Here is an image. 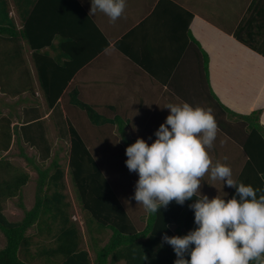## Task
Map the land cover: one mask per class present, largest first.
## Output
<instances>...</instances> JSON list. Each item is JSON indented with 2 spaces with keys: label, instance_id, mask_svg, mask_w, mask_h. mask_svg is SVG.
Instances as JSON below:
<instances>
[{
  "label": "crops",
  "instance_id": "crops-1",
  "mask_svg": "<svg viewBox=\"0 0 264 264\" xmlns=\"http://www.w3.org/2000/svg\"><path fill=\"white\" fill-rule=\"evenodd\" d=\"M235 1L239 6L234 26L227 28L218 12L222 9L220 0H6L16 35L8 32L2 39L6 37V48H12L5 55H15L18 61L16 66H6L16 74L17 90L14 95L9 85L15 78H7L6 91L0 89V122L10 119L18 135L13 133L8 149L2 150L7 139H0V160L12 164L9 159L17 152L11 150L25 148V133L28 138L39 136L41 126L42 130L45 124L49 129L50 123L56 126L54 119L70 117L77 124L84 117L89 131L112 138V145L122 153L119 158L123 156L120 162L115 161L117 164L134 166L137 171L129 153L133 143V150L152 168L150 201L138 176L131 191L125 188V195L120 194L122 201L125 196L131 199L129 208L124 204L137 229L145 226L151 209L175 184L221 206L247 160L242 142L248 129L237 120L235 123L233 116L226 118L209 89L237 113L261 109L259 121L264 126V57L232 35L252 0ZM25 25L28 33L22 37ZM256 39L264 50V31L258 30ZM202 50L208 55L209 85L205 87L213 102L210 111L202 104ZM69 56L89 58L69 81L58 99V108H48L34 58H39L38 65L44 70L45 66L53 69L65 63ZM47 58L58 64L53 66ZM73 90L101 116L99 124L72 103ZM35 121L41 124L26 127ZM204 140L207 145L201 147ZM240 157L242 162H236ZM23 161L22 172L29 175L25 187L31 178L37 179L38 164L32 157ZM117 169L121 170L120 179L126 176L120 166ZM248 220L246 214L240 221L227 224L225 241L229 245L225 253L237 246ZM176 227L170 225L173 236L164 241L179 244ZM215 239H219L218 234ZM205 245H211L208 238ZM256 258L254 264H264V237Z\"/></svg>",
  "mask_w": 264,
  "mask_h": 264
},
{
  "label": "trees",
  "instance_id": "trees-1",
  "mask_svg": "<svg viewBox=\"0 0 264 264\" xmlns=\"http://www.w3.org/2000/svg\"><path fill=\"white\" fill-rule=\"evenodd\" d=\"M258 30L261 33L264 31V0H252L247 15L232 32L239 42L264 57V50L260 48L256 39ZM13 31L14 24L8 16L7 2L0 0V40L5 41L6 37L2 39V36L8 32L16 35ZM27 33L25 25L20 35L27 37ZM30 45L35 46L31 39ZM202 54L208 79V55L204 51ZM3 57L5 59L0 58L1 67L2 63L11 67L18 64L15 55L8 58L4 54ZM88 58L89 56L84 58L69 56L68 60L61 64L47 58L53 66L58 65L53 69L45 66L44 70L38 65L39 58H34L48 108H58V99L76 71ZM5 86V81L3 82L0 77V89L6 91ZM16 90L17 88L12 90L14 95ZM209 93L219 108L230 113L231 119L234 117V122L237 120L241 127L248 129L242 142L247 160L221 206L184 186L175 184L168 196L151 209L145 226L141 230L137 229L126 209L125 200L122 201L125 195L122 189L131 191L134 181L137 180V171L136 176L128 180L120 179V171L117 173L118 178H114L116 174L114 172L111 176L104 173L102 168L105 171L103 162L106 161L101 159L102 164L99 165L100 161L90 152L75 127L66 120L70 139L68 156L70 180L75 186L79 203L89 214L87 224L92 222L96 224V228L89 227L90 233L93 229H96L95 233L109 229L110 237L100 246L99 239L90 234L93 258L90 256V249L82 247L78 225L70 219L64 209L67 205L63 202L65 195L60 192V188L64 187L62 181L64 172L55 160L52 161V166L55 167L52 173L49 172V167L40 169L36 166L38 177L33 206L24 209L21 220H8L3 213V202L9 197L21 194V188L29 175L24 172L7 175L13 166L1 159L0 232L5 238V245L0 248V264H29L19 257V251L22 249L28 253L30 236L26 232L33 225L36 226L38 236L46 234L52 240L51 245L42 248V253L48 256L45 259L48 261L47 264H224L226 261H229V264H254L264 237V126L259 121L261 109L249 114H240L224 106L212 90H209ZM71 100L74 105L86 111L93 123L101 122V116L79 99L77 90H73ZM32 123L41 124L35 121L27 123L26 127L32 128ZM16 128L11 127V120L8 118H3L0 122V139H7V144L2 150L8 149L13 133L18 135ZM42 131L39 136L29 138L25 133V141L31 146L39 147L46 136ZM132 144H129V153L141 173L144 195L150 201L152 168L133 150ZM44 153L46 155L49 153L48 146H45ZM52 187L53 191L43 193ZM19 206L24 208L21 202ZM246 214H249V220L245 230L239 235L237 246L228 254L225 253L224 250L229 245L225 241L228 235L227 224L240 221ZM171 224H177L179 244L176 240L172 244L164 241L165 238L173 236ZM217 234L218 240L215 239ZM207 238L211 242L210 247L205 245Z\"/></svg>",
  "mask_w": 264,
  "mask_h": 264
},
{
  "label": "rangeland",
  "instance_id": "rangeland-1",
  "mask_svg": "<svg viewBox=\"0 0 264 264\" xmlns=\"http://www.w3.org/2000/svg\"><path fill=\"white\" fill-rule=\"evenodd\" d=\"M224 0H220L219 3H222V9L218 10L219 14L223 17V26L227 28H232L234 26L233 22L235 21V15L237 11L238 2L235 0H229L226 5L223 4ZM220 6V5H219ZM233 16V17H232ZM9 51L12 50V48H6V43L3 40H0V58L5 59V57L1 56L2 54H7V50ZM263 50V48H262ZM4 62V61H3ZM8 65H3L2 67L4 68V71H2V67L0 66V73H1V80L5 84L6 82H9L6 80V78L9 79H14L15 81L13 84L9 82V85H12V88H17L16 86V74H14V71L10 70ZM199 79L202 80V85H201V90L203 91L202 93V104L207 107L203 108L204 110L210 111L211 108L210 106L212 105V99L207 96V91H206V85H209L208 79H207V74L206 70L204 68V65L202 66L201 72ZM204 81L206 83H204ZM17 85L19 86V82H17ZM210 90V89H209ZM200 91V90H199ZM81 109V108H80ZM213 113H218L217 110H212ZM82 116V115H81ZM230 113H226V118L230 120ZM55 122L56 126H52L51 123L49 124L51 129H49L48 124H45V129L43 127L42 131V126L41 131L42 133L48 134L47 136L44 137L45 141L40 142L39 147L36 146H31L29 143H26L24 147H15L17 150H11L12 152H17L11 155L9 161L12 162L13 168L11 170H8L9 176H11L14 173L22 172V162L23 160L26 159V157H32L34 161L38 164V167L40 169H44L49 167L50 173L54 172L55 167L52 166V161L55 160L60 168L63 170L64 175H63V183L64 187L60 188V192L65 195V198L63 199V202H65L67 205L64 207V209L67 212V215L70 216V219L78 225V228L81 233V242H82V247L84 248H89L90 249V256L93 258L94 257V252L91 249L90 243V234H94L100 241V246L105 244L111 234V231L109 229L102 230L101 233H95L96 229H93V232L90 233L89 227L96 228V224L94 222L87 224V221L90 219L89 214L82 208L81 203H79V199L77 197V192L75 190L74 184L70 180V175H69V169H68V156H69V149H70V139H69V133L67 130V121L66 120H52V122ZM65 121V122H64ZM70 123L75 127V129L78 131L84 142L86 143L87 147L89 148L90 152L93 154V156L100 161L99 165L102 164V160L106 161L103 162V166L105 167V171L102 168V171L104 173H107L108 175L111 176L112 172L116 173L114 175V178H118L117 173H119L118 166L122 168L123 174H126L127 177H123L125 180H128L129 178H132V176H136V171L134 169V166H129V165H124L122 163L117 164L115 161L120 162L121 159H123L122 153L118 152L116 145L113 143L112 145V138L109 137V134L106 136L99 135L97 133H94L92 131H89L86 128L85 120L84 117H80L79 120L77 121V124L72 121V119L69 117ZM239 121H241L239 119ZM203 122V121H202ZM201 122V123H202ZM234 123V122H233ZM237 123V122H235ZM39 124V123H38ZM37 126V124H35ZM39 126V125H38ZM234 126V125H233ZM34 127V126H33ZM38 129H36L37 131ZM213 130H209V132H212ZM55 132V133H54ZM91 132V133H90ZM100 132V129H99ZM186 133V132H184ZM87 134V135H86ZM186 135V134H184ZM186 137V136H185ZM98 139L101 141L99 142ZM205 140L204 142L200 143L201 147L206 146ZM45 146L49 147V153L46 155L45 152ZM32 147V148H30ZM200 147V149H201ZM19 150V153H18ZM23 152V153H22ZM11 153H9L10 155ZM240 156V155H238ZM114 157L116 159H114ZM237 157V156H236ZM235 157V158H236ZM168 158V154H166V159ZM243 160L242 157L236 160V162L241 163ZM127 161V157L125 159ZM170 162V161H168ZM128 163V162H124ZM191 164H193L191 162ZM133 165V164H132ZM180 166L183 164L180 163ZM28 166V165H27ZM26 166V167H27ZM133 167V168H132ZM163 167L165 165L163 164ZM33 170L31 167H27ZM134 169V170H133ZM134 171V172H133ZM110 172V173H109ZM133 172V173H132ZM137 176L142 181L141 173L137 170ZM106 174V175H107ZM131 174V175H130ZM38 175V174H37ZM9 176H6L7 178ZM168 180H171L172 174L169 173L168 175ZM167 178V177H165ZM37 179L31 178V182L27 186H22L21 188V194H17L15 196L9 197L3 202V213L4 215L8 218L10 221H19L22 219L24 215V209H30L35 201V194H36V181ZM131 180V179H130ZM152 181V179H151ZM53 191V187L51 189L44 190L43 193L45 192H51ZM137 194V192H136ZM126 197V198H125ZM125 202L127 204V208L130 207V200L128 199L127 196H125ZM23 203L24 208L20 207L19 204ZM134 207V206H133ZM132 207V208H133ZM141 225L138 227L139 229L143 228ZM30 236V245L28 247V253L24 252L22 249L19 251V257L29 264H47L46 256L44 253H42V248L43 247H48L49 245L52 244V240H50L49 236L46 234L44 236H38L36 234V226L33 225L31 228H29L26 232ZM5 245V238L3 234L0 232V248H2ZM90 246V247H89ZM91 258V259H92ZM123 264V263H122Z\"/></svg>",
  "mask_w": 264,
  "mask_h": 264
}]
</instances>
